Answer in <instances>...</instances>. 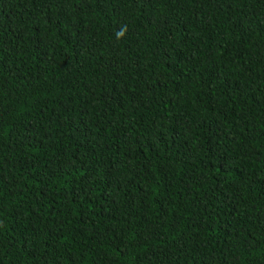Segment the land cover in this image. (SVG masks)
Instances as JSON below:
<instances>
[{
  "label": "trees",
  "instance_id": "trees-1",
  "mask_svg": "<svg viewBox=\"0 0 264 264\" xmlns=\"http://www.w3.org/2000/svg\"><path fill=\"white\" fill-rule=\"evenodd\" d=\"M0 264H264V0H0Z\"/></svg>",
  "mask_w": 264,
  "mask_h": 264
},
{
  "label": "clouds",
  "instance_id": "clouds-1",
  "mask_svg": "<svg viewBox=\"0 0 264 264\" xmlns=\"http://www.w3.org/2000/svg\"><path fill=\"white\" fill-rule=\"evenodd\" d=\"M123 33L121 32V33H118V35H122Z\"/></svg>",
  "mask_w": 264,
  "mask_h": 264
}]
</instances>
